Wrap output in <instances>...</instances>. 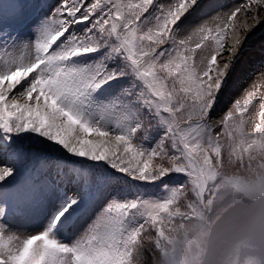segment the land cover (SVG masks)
Returning <instances> with one entry per match:
<instances>
[{"label": "snow or ice", "instance_id": "6c2138e0", "mask_svg": "<svg viewBox=\"0 0 264 264\" xmlns=\"http://www.w3.org/2000/svg\"><path fill=\"white\" fill-rule=\"evenodd\" d=\"M204 4L0 0V264H174L198 209L256 186L264 85L225 88L264 0Z\"/></svg>", "mask_w": 264, "mask_h": 264}, {"label": "clouds", "instance_id": "9594fccd", "mask_svg": "<svg viewBox=\"0 0 264 264\" xmlns=\"http://www.w3.org/2000/svg\"><path fill=\"white\" fill-rule=\"evenodd\" d=\"M252 190L205 204L181 230L174 264H264V170Z\"/></svg>", "mask_w": 264, "mask_h": 264}, {"label": "bare ground", "instance_id": "6f19581e", "mask_svg": "<svg viewBox=\"0 0 264 264\" xmlns=\"http://www.w3.org/2000/svg\"><path fill=\"white\" fill-rule=\"evenodd\" d=\"M236 1L237 0H205L204 7H202L198 11V13L191 19L197 22L203 19L212 24L215 22V17H222L224 13L231 8L230 6H232V4H234ZM241 2H244V0H241ZM244 18L245 17L243 13L238 14L237 22L239 23L243 21ZM249 23L252 24V21L249 20ZM249 31H242L241 33L245 37V40L242 42L240 48L238 49V58L235 60V63H237L238 65L235 68L236 72H233L231 74L229 85L225 88V100H229L234 96L236 97L241 95L243 92L242 89L250 83L249 81L253 78V76L256 77V75L259 74H263L264 76V63H258V61H256V63L258 64H253L251 66L247 63V61L251 58L264 60V52L259 47L249 49L248 46H246L248 43L250 44V42H252V40L254 39H256L257 45H262L264 43V36L261 35L262 38L260 37V34L264 32V20H262L259 24H254L249 29ZM246 32L247 34H245ZM227 43H230V39L227 41ZM243 51H245V53ZM242 52L244 53V55L240 60L239 56ZM263 78L264 77H262L261 79Z\"/></svg>", "mask_w": 264, "mask_h": 264}, {"label": "rangeland", "instance_id": "374dc122", "mask_svg": "<svg viewBox=\"0 0 264 264\" xmlns=\"http://www.w3.org/2000/svg\"><path fill=\"white\" fill-rule=\"evenodd\" d=\"M235 4V3H234ZM233 4V5H234ZM231 7V6H230ZM232 8V7H231ZM230 8V9H231ZM229 9V10H230ZM249 30H247V32H248ZM247 32L245 33V34H247ZM249 33H250V31H249ZM248 33V34H249ZM262 33H264V32H262ZM261 33V34H262ZM261 34H260V37L262 38V36H261ZM252 44H251V46H250V48H252L254 45L255 46H260L259 44L257 45L256 43V39H254V40H252ZM251 43V42H250ZM246 46H249L248 44L246 45ZM254 48V47H253ZM245 52V51H244ZM243 54V53H242ZM247 63L249 64V60L247 61ZM233 67H234V65H233ZM233 67H232V69H233ZM232 74V70H230V75ZM229 75V76H230ZM257 84H260V85H264V78L263 79H261ZM235 97V96H234ZM180 179H181V177H180V175H177L174 179H173V181H171V184L172 185H175V184H177L179 181H180ZM186 179V178H185ZM156 189H154V188H151V187H147V188H145V192L146 193H148V194H155L156 193Z\"/></svg>", "mask_w": 264, "mask_h": 264}]
</instances>
